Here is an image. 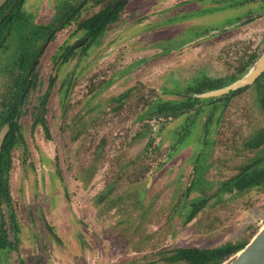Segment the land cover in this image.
<instances>
[{"label": "rangeland", "instance_id": "374dc122", "mask_svg": "<svg viewBox=\"0 0 264 264\" xmlns=\"http://www.w3.org/2000/svg\"><path fill=\"white\" fill-rule=\"evenodd\" d=\"M62 2L27 0L25 8L34 22L47 21ZM184 3L129 0L120 19L90 40L80 64L62 66L60 77L70 82L61 85L59 77L47 105L38 104V92L47 89L50 55L63 34L42 55L36 68L43 81L36 77L41 87L22 105L20 141L11 151V198L0 205V226L13 228L17 248L0 250V264H167L166 249L251 239L264 225V188L219 194L257 151L245 149L264 129L257 86L204 104L199 114L155 111L195 95L199 82L208 83L201 92L210 89L262 54L264 6L252 23L202 36L226 21L225 10H187ZM101 7L89 1L82 14ZM16 46L1 52L0 68L16 59ZM7 71L0 72V111ZM182 127L188 130L179 137ZM195 197L206 203L185 222Z\"/></svg>", "mask_w": 264, "mask_h": 264}, {"label": "flooded vegetation", "instance_id": "af4514ba", "mask_svg": "<svg viewBox=\"0 0 264 264\" xmlns=\"http://www.w3.org/2000/svg\"><path fill=\"white\" fill-rule=\"evenodd\" d=\"M9 1H12L13 5L15 4H17V6L19 5V11L21 13L24 12V15L22 17L24 19H30L31 23H33V25L35 26L36 45L35 47L31 49L30 55L27 58L29 61L31 59L30 63L29 61L24 62V59H25L24 52L19 50L16 46L18 61L22 60L21 64L25 68L23 69L17 68L14 71L9 70V72L6 70L7 71L6 73L10 76V83L2 96V100H3L2 105H8L10 101L12 102V98H14L13 97V92H14L13 85L14 84H18V85L23 84L22 85L23 90L20 94L17 105H19L20 99L23 94L24 96H23L21 105H30L29 101H30L31 93H32L31 89L36 87V90H37V88L40 86L41 82L43 81V71L41 69H37L36 67L39 65L42 55L48 52V48L50 44L58 39L59 34H63L61 37V40L55 44L56 46L54 48L53 46H50L51 48H53V53L50 55L49 64L52 63L53 66H51L52 67L51 72H49V75L47 77L48 78L47 84H45L47 85V89L45 93L41 94L38 92V96L40 97V102L38 104L47 105L46 100L48 99H46L45 96L47 94L49 95L50 93H52L53 86L56 84V81L60 77V70L62 66H64L67 62L74 61V60H75V66H76L80 64V62H82L83 59H85L87 50L91 44L90 37L86 31L85 21L86 19L94 15L96 12H98L101 8H103V5L105 4V2L96 3L94 0H85V1L77 0L73 2L70 0H63L61 6L60 4H58L55 7L57 8L58 11H56L55 14H53V16L49 20L34 22L33 21L34 16L32 15L31 12H29L25 8L27 4V0H7L0 6V12L4 11L6 12V14L11 12L12 8L3 9L4 6ZM89 1H94L97 5L101 4L102 7L90 13L88 16H85L82 14L81 7L84 6L86 3H88ZM117 1L118 0L115 1L114 5L115 6L122 5V6L120 9L116 11V14L118 13L119 15H121L124 10V7L127 5L126 3L129 0H125L124 2L118 3V4H117ZM221 1H223V4L221 3ZM205 3H210V5H207V4L204 5ZM184 4H185L184 9H187V10L194 9L196 7H200L201 9H205V8L209 9L208 6H211V7L216 6L215 8L218 10H223V11L225 10L224 12H226V15H227L226 16L227 19L225 22L219 23L217 27L216 26L208 27V28L205 27L206 29L202 31V36H205V35L208 36V34L211 33L212 31H217V34H219L222 32L231 31L235 29L236 27L247 25L246 22L248 20L250 21L249 23H252L251 22L252 19L257 18L256 16L257 13L258 12L259 14L262 13L261 10H262V7L264 6V0H186V3ZM120 17L121 16H119L117 20L113 22H109L105 30H107L110 26L116 23L120 19ZM71 25L72 27L69 29L68 26H71ZM11 48L12 46L10 47V49ZM2 51L3 50H0V57H1ZM261 55L262 54L260 53L259 54L254 53L248 58V60L244 61L243 66L240 67L237 72H235L231 76L218 80L217 81L218 84L210 87V89H203V92H201L200 89L208 85V83L199 82L195 85L196 86L195 91H194L195 95L193 94L189 95L187 99L180 101V103H172L173 101L159 103L158 106L155 108V111H157V113H159L160 115L165 114L166 116H172V115L175 116V115L180 114L183 111L194 109L195 112L199 114V113H203L206 111L207 107L204 104L213 103L214 106L215 105L217 106V104H215L216 101H218L219 99H222L223 97L229 98L230 95L235 94L238 91L244 90L247 87L252 86V85L256 87L258 84V79L261 77V75L264 72L251 84L245 85L237 89L229 90L219 95H208L209 92L215 91L220 88H225L233 84L236 80L240 79L242 76H244L249 71V69L253 66V64L260 58ZM1 71L2 69H0V72ZM40 75L42 77V81L36 80V77ZM62 78H66V79H62ZM69 78H70L69 75L60 77L61 79L60 84L61 85L68 84L70 82ZM38 96H37V99L39 98ZM188 101H191L194 107L187 108V109L185 108L182 111H179L177 113L172 112V111L161 112L162 110L160 106L162 105H170V106L177 105L178 106V105H183L184 102H188ZM32 105H37V104L33 103ZM213 108L212 110L209 111L210 113L208 117L212 114ZM40 115H41L40 121L43 122L44 120L43 109L41 110ZM208 119L206 121H208ZM185 127L181 128L180 132L178 133L179 137H182L186 134L184 132L188 129H186ZM204 133L205 131L203 129V134ZM3 223H5L4 227L6 228V233H8L7 238L12 242L13 246L4 247V248H1L0 250L6 249V248L10 250H13V249L16 250L17 245L15 242L17 241V237L15 235V232L13 231V228L9 229L8 227H6V222H3ZM11 231L13 232L12 235H10Z\"/></svg>", "mask_w": 264, "mask_h": 264}, {"label": "trees", "instance_id": "16d2710c", "mask_svg": "<svg viewBox=\"0 0 264 264\" xmlns=\"http://www.w3.org/2000/svg\"><path fill=\"white\" fill-rule=\"evenodd\" d=\"M96 3L105 2L103 8L92 15L90 18L86 19L85 26L87 34L90 40L95 38L98 34L103 32L109 22L117 20L119 14L116 11L121 8L120 5L115 6L116 0H94ZM12 8L10 13L1 11L0 12V50L8 51L15 41L17 43V48L24 52V62L29 61L27 58L30 55V51L36 45L35 32L36 28L31 23L30 19H24L22 16L24 12L19 11V5H13L12 1H9L3 9ZM4 38V39H3ZM22 61V60H21ZM21 61H18V56L16 54V59H13L9 65H4L0 69L12 70L17 68L23 69ZM31 61V59H30ZM29 61V63H30ZM29 65V64H28ZM23 85V84H22ZM14 84V92L12 102L10 101L8 105H2L3 109L0 111V130L5 125L8 124L9 130L6 139L3 144L1 159H0V205L3 200L10 201V184L9 175L12 169V154L11 151L14 146L20 141V129L22 124L20 118L22 111H19V106L17 105L20 94L23 90V86ZM259 90V97L261 99V107H263L264 112V73L258 79L257 84ZM194 107L191 101L184 102L183 105H162L160 106L161 112L172 111L179 112L183 109ZM22 108V107H21ZM216 108H213L212 114L209 116L208 121L204 125V131L207 133L208 127H210ZM18 116V119H16ZM40 119V115L37 116ZM208 134V133H207ZM246 141L245 149L247 150H257L253 157H250L247 161H244L239 166V171L223 181L220 187L219 194H224L227 192H238L239 195L245 191H250L254 188H264V129L257 132V135L249 137ZM206 147L200 153L202 155L208 156L209 148L212 147L213 139L205 141ZM206 166H202L199 171H205ZM198 167H195L197 170ZM198 171V170H197ZM196 181L193 185L189 187V193L195 186ZM206 203V199L203 200L201 197L193 198L191 200L190 212L186 215L185 222H189L195 217L197 212ZM5 223L1 224L0 227V249L4 247L13 246L12 242L7 238ZM252 232L250 235H253ZM248 238L242 237L237 241H227L226 243L216 246V247H197V246H180L175 248L166 249L163 251L165 255V262L167 264H219L230 255L237 252L239 249L243 248L249 241Z\"/></svg>", "mask_w": 264, "mask_h": 264}, {"label": "water", "instance_id": "95a60500", "mask_svg": "<svg viewBox=\"0 0 264 264\" xmlns=\"http://www.w3.org/2000/svg\"><path fill=\"white\" fill-rule=\"evenodd\" d=\"M7 0H0V6ZM85 1V0H82ZM125 0H118V3H122ZM264 72V51L260 58L253 64L249 71L236 80L233 84L220 88L215 91L209 92L208 95H219L229 90L237 89L245 85L253 83ZM22 95L19 102V111L22 107ZM18 116H16V119ZM9 130L8 124H5L0 130V159L4 141L6 139ZM219 264H264V225L255 233L251 240L241 249L234 254L230 255L227 259Z\"/></svg>", "mask_w": 264, "mask_h": 264}]
</instances>
